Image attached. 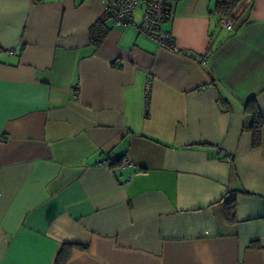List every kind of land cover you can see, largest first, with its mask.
<instances>
[{
    "label": "crops",
    "instance_id": "crops-1",
    "mask_svg": "<svg viewBox=\"0 0 264 264\" xmlns=\"http://www.w3.org/2000/svg\"><path fill=\"white\" fill-rule=\"evenodd\" d=\"M171 2L167 49L141 9L112 26L103 0H0V264L62 243L87 246L66 264H264V0L233 30L214 0Z\"/></svg>",
    "mask_w": 264,
    "mask_h": 264
},
{
    "label": "built area",
    "instance_id": "built-area-1",
    "mask_svg": "<svg viewBox=\"0 0 264 264\" xmlns=\"http://www.w3.org/2000/svg\"><path fill=\"white\" fill-rule=\"evenodd\" d=\"M40 1V0H34ZM106 3V11L111 20L112 26L133 25L135 12L141 11V17L138 24L135 25L139 33L150 38L160 47L173 49V35L165 24L171 17V0H103ZM221 26L227 30H233V23L225 17L220 18ZM9 53L14 54L13 50ZM107 164L106 160L101 162ZM121 165L123 167H132L133 161L124 157Z\"/></svg>",
    "mask_w": 264,
    "mask_h": 264
},
{
    "label": "trees",
    "instance_id": "trees-1",
    "mask_svg": "<svg viewBox=\"0 0 264 264\" xmlns=\"http://www.w3.org/2000/svg\"><path fill=\"white\" fill-rule=\"evenodd\" d=\"M241 0H214V7L211 12L217 16V21L220 18H228L234 25L235 28V16L234 12L238 7ZM233 28V29H234ZM222 30V29H221ZM217 31L220 33V31ZM211 40L208 45L206 54L212 53L222 42V39H218V35H214L210 31ZM228 36V35H226ZM225 36V37H226ZM98 40H96L97 42ZM245 111L250 114L251 120L247 125L242 126V130H249L252 134V144L253 146H259L261 144V132L263 126V117L258 111L257 107L254 104V98L249 99L245 104ZM236 202L235 199H227L225 201V220L228 223H234L236 221ZM87 246L82 244L75 243H62L56 253L53 264H66L71 258L74 250H86Z\"/></svg>",
    "mask_w": 264,
    "mask_h": 264
}]
</instances>
